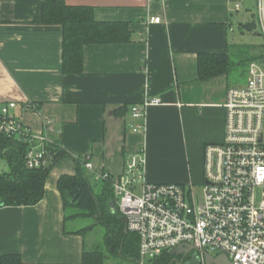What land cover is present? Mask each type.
Wrapping results in <instances>:
<instances>
[{
  "label": "crops",
  "instance_id": "crops-1",
  "mask_svg": "<svg viewBox=\"0 0 264 264\" xmlns=\"http://www.w3.org/2000/svg\"><path fill=\"white\" fill-rule=\"evenodd\" d=\"M45 1L0 0V103L17 102L15 115L34 132L47 131L50 144L71 157L53 165L37 204L0 207V259L18 254L24 264H84L88 230L69 227L74 218L66 219L59 178L76 173L75 158L91 162L93 183L95 173L119 176L142 150L148 181L204 182L205 147L223 140L227 89L238 84L230 74L199 79L198 55L234 45L259 54L264 35L257 0H65L93 7L99 21L127 22L132 32L130 42L86 45L83 72L68 74L63 26L41 22ZM147 96L162 103L134 119L131 107ZM144 123L143 131L131 127ZM101 188L102 182L95 191ZM116 206L112 201V212Z\"/></svg>",
  "mask_w": 264,
  "mask_h": 264
},
{
  "label": "built area",
  "instance_id": "built-area-1",
  "mask_svg": "<svg viewBox=\"0 0 264 264\" xmlns=\"http://www.w3.org/2000/svg\"><path fill=\"white\" fill-rule=\"evenodd\" d=\"M257 16L264 35V0H257ZM161 103L160 97L147 96L131 107V115L145 118L148 107ZM224 107V138L205 147L201 196L193 186L148 181L142 150L119 176L95 173V180L112 183L126 229L139 237L134 264H156L165 251L188 245L196 252L192 264H206L204 251L226 254L232 264H264V62L250 63L246 83L227 89ZM16 108L15 101L0 103V131L31 145L28 168L48 166L47 131L31 130L15 115ZM27 108L38 110V105ZM44 124L52 129L51 120ZM131 127L143 131L145 123ZM85 166L92 169L90 161Z\"/></svg>",
  "mask_w": 264,
  "mask_h": 264
},
{
  "label": "trees",
  "instance_id": "trees-1",
  "mask_svg": "<svg viewBox=\"0 0 264 264\" xmlns=\"http://www.w3.org/2000/svg\"><path fill=\"white\" fill-rule=\"evenodd\" d=\"M44 24L63 26V71L68 74L84 70V48L89 44L126 43L132 39L127 22L99 21L94 8L86 5H70L65 0H46L41 7ZM258 21V18H257ZM255 26V21L248 26ZM253 46L234 45L226 53H200L198 55L199 79L207 80L227 74L234 68L248 72L252 61L264 62V43L259 54L251 53ZM51 160L48 166L28 168L26 155L31 145L15 140L0 131V207L37 204L44 196L47 176L53 165L71 155L58 143L48 145ZM75 158V157H74ZM77 171L73 175L64 174L59 178L58 188L64 201L66 219L97 218V223H108L106 233L107 251L101 247L84 252V264H103L108 257L123 258L135 263L139 252V237L126 231V223L117 206L111 211V202H116L110 181L93 183L87 175V159L75 158ZM90 170V169H89ZM102 182L99 192L95 186ZM97 223L77 232L92 230ZM174 255L169 250L156 260V264H170ZM0 264H24L18 254H6Z\"/></svg>",
  "mask_w": 264,
  "mask_h": 264
},
{
  "label": "rangeland",
  "instance_id": "rangeland-1",
  "mask_svg": "<svg viewBox=\"0 0 264 264\" xmlns=\"http://www.w3.org/2000/svg\"><path fill=\"white\" fill-rule=\"evenodd\" d=\"M261 25L258 23L257 29L261 31ZM259 44L264 43V38L260 37L258 40ZM243 68H234L230 72L231 80H233L234 84L243 85L247 81V73L243 72ZM204 185V182L197 183L194 186V191L201 196L202 195V186ZM97 223V218L93 217H86V218H79V219H73L69 222L70 228H87L89 226H92L93 224ZM108 223H97L94 229L85 231V238H86V247L87 249H93L95 246H100L103 250L107 251V245L105 242L106 239V233L108 230ZM103 264H118V262L112 258L109 257L105 260ZM128 264V263H125Z\"/></svg>",
  "mask_w": 264,
  "mask_h": 264
},
{
  "label": "water",
  "instance_id": "water-1",
  "mask_svg": "<svg viewBox=\"0 0 264 264\" xmlns=\"http://www.w3.org/2000/svg\"><path fill=\"white\" fill-rule=\"evenodd\" d=\"M113 205V203H112ZM125 221V219H124ZM128 231V230H126ZM194 246L192 245H188V246H178L176 248H173L170 250V253L174 256H181L184 255L186 253H189L190 251L194 250ZM205 255V259H206V264H232L231 261L229 260V257L226 254H218L216 256H214L213 254L204 251L203 252ZM175 264H183L182 261H176L175 260ZM189 264V263H187Z\"/></svg>",
  "mask_w": 264,
  "mask_h": 264
},
{
  "label": "flooded vegetation",
  "instance_id": "flooded-vegetation-1",
  "mask_svg": "<svg viewBox=\"0 0 264 264\" xmlns=\"http://www.w3.org/2000/svg\"><path fill=\"white\" fill-rule=\"evenodd\" d=\"M196 258V252L195 251H190L189 253H186L181 256H174L173 261L179 259L182 261L183 264H192L195 261Z\"/></svg>",
  "mask_w": 264,
  "mask_h": 264
}]
</instances>
